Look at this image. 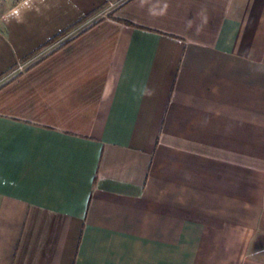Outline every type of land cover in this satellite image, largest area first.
<instances>
[{
    "label": "crops",
    "instance_id": "0c3cea01",
    "mask_svg": "<svg viewBox=\"0 0 264 264\" xmlns=\"http://www.w3.org/2000/svg\"><path fill=\"white\" fill-rule=\"evenodd\" d=\"M0 264H264V0L0 7Z\"/></svg>",
    "mask_w": 264,
    "mask_h": 264
},
{
    "label": "clouds",
    "instance_id": "9594fccd",
    "mask_svg": "<svg viewBox=\"0 0 264 264\" xmlns=\"http://www.w3.org/2000/svg\"><path fill=\"white\" fill-rule=\"evenodd\" d=\"M23 5L26 9L30 8V0H23ZM11 18L16 19L17 22H22V20L20 19V13L15 8L11 12ZM131 90L133 93H137L140 96L151 97L152 95H154V89H150L144 85H141L139 89L136 86H133Z\"/></svg>",
    "mask_w": 264,
    "mask_h": 264
},
{
    "label": "rangeland",
    "instance_id": "374dc122",
    "mask_svg": "<svg viewBox=\"0 0 264 264\" xmlns=\"http://www.w3.org/2000/svg\"><path fill=\"white\" fill-rule=\"evenodd\" d=\"M12 1H15V0H0V7H3L4 5L8 4V2H12ZM114 9H115V7H108L101 14H99V16H97V18L100 19L102 17H111Z\"/></svg>",
    "mask_w": 264,
    "mask_h": 264
},
{
    "label": "built area",
    "instance_id": "2783aa9c",
    "mask_svg": "<svg viewBox=\"0 0 264 264\" xmlns=\"http://www.w3.org/2000/svg\"><path fill=\"white\" fill-rule=\"evenodd\" d=\"M113 6H114V4H112V3L109 4V7H113Z\"/></svg>",
    "mask_w": 264,
    "mask_h": 264
}]
</instances>
